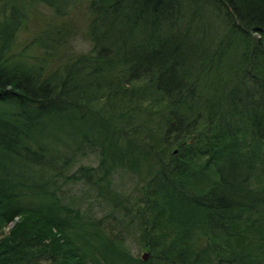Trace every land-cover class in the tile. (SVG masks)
I'll return each instance as SVG.
<instances>
[{
    "label": "trees",
    "instance_id": "1",
    "mask_svg": "<svg viewBox=\"0 0 264 264\" xmlns=\"http://www.w3.org/2000/svg\"><path fill=\"white\" fill-rule=\"evenodd\" d=\"M0 264H264V0H0Z\"/></svg>",
    "mask_w": 264,
    "mask_h": 264
},
{
    "label": "rangeland",
    "instance_id": "2",
    "mask_svg": "<svg viewBox=\"0 0 264 264\" xmlns=\"http://www.w3.org/2000/svg\"><path fill=\"white\" fill-rule=\"evenodd\" d=\"M87 7V6H86ZM85 5H81L79 10L77 9L73 14H69L72 16V20H74L75 26H78V34L73 40V47L76 48V51H88V40L85 36V29H86V23H87V8ZM43 10V8H42ZM98 161V156L96 151L95 152H86L84 156L78 157L76 161L73 163V165L70 167L68 172H73L77 169V167L81 165H92L95 166ZM117 183L121 182L124 178L120 177V174H116L115 177L113 175V178ZM126 179V178H125ZM70 192H73L72 195L79 194L80 190L85 191V196L79 203L81 207H83L86 211L89 212V214L95 216L98 218L99 216L104 215L108 212L109 204H107L105 201L101 200L99 197L93 199L94 192L93 190L89 189L88 186L79 187L78 185L69 186L66 187ZM95 197V196H94ZM11 228V225L6 226L3 228L4 232H7ZM126 242V248L127 251L131 254V256L138 257L141 260H144L148 262V260H153V257L151 256V252L149 251L147 247L141 248L139 245H137L135 242L130 241L128 237H124ZM147 253L146 258H143V255Z\"/></svg>",
    "mask_w": 264,
    "mask_h": 264
},
{
    "label": "water",
    "instance_id": "3",
    "mask_svg": "<svg viewBox=\"0 0 264 264\" xmlns=\"http://www.w3.org/2000/svg\"><path fill=\"white\" fill-rule=\"evenodd\" d=\"M146 256H147V253L143 255V258H146Z\"/></svg>",
    "mask_w": 264,
    "mask_h": 264
}]
</instances>
